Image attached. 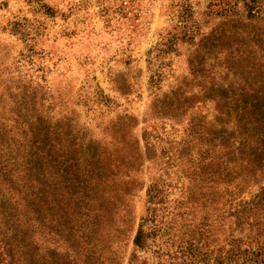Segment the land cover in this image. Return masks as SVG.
Wrapping results in <instances>:
<instances>
[{"label":"rangeland","instance_id":"1","mask_svg":"<svg viewBox=\"0 0 264 264\" xmlns=\"http://www.w3.org/2000/svg\"><path fill=\"white\" fill-rule=\"evenodd\" d=\"M242 89L264 93V0H0V137L23 139L28 125L49 135L59 129L97 146L102 174L117 187L134 180L131 195L116 205L105 202L118 209L111 224L119 225L121 208L130 214L113 245L118 257L112 264H127L152 186L166 189L155 205L166 233L148 238L150 249L135 252L138 262L185 259L175 255L180 239L190 238L181 197L192 190L198 207L186 213L198 223L210 191L229 185L214 173L220 163L218 169L209 165L210 140L217 123L230 119L217 103L224 98L235 104ZM132 154L137 164L115 169ZM10 175L12 181L0 179V199L20 213L11 188L16 173ZM257 191L258 184H249L243 193L248 198ZM34 230L26 242L37 249L39 264H87L77 237L69 238L74 248H68L63 238ZM205 237L199 241L209 249L215 239L223 242V232ZM97 254L91 253L94 259ZM106 254L111 260V251Z\"/></svg>","mask_w":264,"mask_h":264},{"label":"trees","instance_id":"2","mask_svg":"<svg viewBox=\"0 0 264 264\" xmlns=\"http://www.w3.org/2000/svg\"><path fill=\"white\" fill-rule=\"evenodd\" d=\"M236 92L235 104L224 98L217 103L220 112L233 120L231 132L226 133L230 128L225 127L230 119L217 123V135L210 140L214 154L209 165L217 169L222 166L220 172L214 173L222 174V180L229 185L210 191L200 204V209H206L198 223L193 212L186 213L198 207L193 203L192 190L189 189L190 197H181L180 207H185L182 215L189 217L186 232L190 236L186 241L180 239L175 251L180 258L185 256L181 264H264V186H260L264 181V93L249 94L244 89ZM22 133L24 138L19 140L0 137V179L8 177L12 181L10 174L16 173L17 181H13L11 188L21 201L20 213H14L0 199V264L40 263L37 249H30L33 243L26 242L33 235L29 233L31 227H35L34 233L48 239L63 238L68 248H74L69 238L77 237L87 264L92 259L98 264L115 262L118 244L113 245L129 226L130 214L127 207L121 208L123 213L115 220L119 225L111 224L118 209L105 202L116 205V201L131 195L134 180L125 181L122 184L125 188L117 187L120 183L102 174L106 166L99 148L90 141L84 145L78 140H86L75 139L59 129L49 135L37 125H28ZM42 149L46 151L41 153ZM137 161L132 154L114 163V167H133ZM236 178L238 181L233 182ZM249 184H258V191L245 198L243 190ZM152 187L146 191L149 206L132 239L135 248L127 264H149L138 262L135 252L149 250L148 238L166 233L155 207L166 189ZM207 214L211 217L209 223ZM143 223L149 224L143 227ZM225 223H228L226 231ZM214 231L223 232L222 243L215 239L217 245L212 249L200 244L199 238L213 235ZM105 250L111 251V260L108 254L102 257ZM95 251L98 254L94 259L91 253ZM48 264L68 263L51 260Z\"/></svg>","mask_w":264,"mask_h":264}]
</instances>
